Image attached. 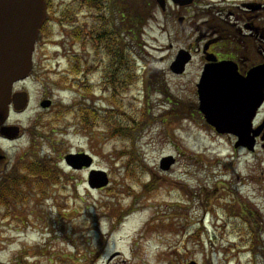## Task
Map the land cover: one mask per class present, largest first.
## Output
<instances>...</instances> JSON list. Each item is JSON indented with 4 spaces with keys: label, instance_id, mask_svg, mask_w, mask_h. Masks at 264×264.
I'll list each match as a JSON object with an SVG mask.
<instances>
[{
    "label": "rangeland",
    "instance_id": "1",
    "mask_svg": "<svg viewBox=\"0 0 264 264\" xmlns=\"http://www.w3.org/2000/svg\"><path fill=\"white\" fill-rule=\"evenodd\" d=\"M138 2L136 15L124 14L134 35L118 57L127 60L116 66L121 85L106 86L99 65L86 73L88 93L65 77L73 76L71 62L96 54L88 38L72 32L80 26L89 33L95 9L53 0L56 18L38 38L34 70L16 84L30 97L10 119L22 133L0 138L8 156L0 167L50 160L61 180L48 183L44 195L29 192L9 212L0 204V264H264V147L235 148L234 137L211 131L198 116L199 62L182 75L170 69L193 34L176 14L190 22L213 12L194 5L179 10L170 2L165 12L156 5L147 21L150 2ZM247 32L242 41L250 43ZM46 97L55 105L43 107ZM76 99L95 101L100 110L89 127H76L73 114L57 112ZM81 150L93 155L94 168L108 172V185L92 188L90 169L68 166L65 154ZM170 154L176 163L164 170L160 160Z\"/></svg>",
    "mask_w": 264,
    "mask_h": 264
},
{
    "label": "water",
    "instance_id": "2",
    "mask_svg": "<svg viewBox=\"0 0 264 264\" xmlns=\"http://www.w3.org/2000/svg\"><path fill=\"white\" fill-rule=\"evenodd\" d=\"M157 1L163 8L166 7V0ZM174 1L185 5L193 0ZM45 19V0H0V132L9 137L17 136L20 131L18 125L4 124L10 114L11 102L16 110H22L29 101L28 92H13V85L26 78L33 68L35 43ZM182 20L183 17H180V22ZM190 59L191 53L181 49L171 63V69L176 73L184 72ZM219 74H224V77L214 78ZM199 92L200 109L207 121L221 133L236 134L239 137L236 146L242 144L254 150L257 136L264 128V120L254 126L257 110L264 102V63L254 66L242 78L231 67L230 61L208 64L199 83ZM41 104L49 106L51 99H44ZM261 137L264 140V133ZM65 160L74 168H90L88 182L91 187L108 185V172L91 168L94 158L90 153L69 152ZM175 160L174 155L164 156L161 167L169 169ZM187 264L198 263L191 260Z\"/></svg>",
    "mask_w": 264,
    "mask_h": 264
},
{
    "label": "trees",
    "instance_id": "3",
    "mask_svg": "<svg viewBox=\"0 0 264 264\" xmlns=\"http://www.w3.org/2000/svg\"><path fill=\"white\" fill-rule=\"evenodd\" d=\"M79 1L81 2L80 5H89L95 9L96 23L93 24L89 35L91 36V42L94 44L96 54L95 56L93 55V57H85L82 55V58L78 61L71 62L73 76L72 78H68V76H70L69 71L65 79L70 80V83L75 88L84 89L89 93L92 91V86L91 83L87 81L84 82L86 73L97 71V69L101 67H99V65H103V67L105 66L103 68V74L106 86L112 85L118 87L119 84L121 85L122 79L120 80L119 78L120 72L118 70H120V68H116V66L121 67L123 66L121 63H125L126 59L123 61L118 57H120L124 49H128V37L125 32L130 31L127 26L131 28V23L127 25V16H124V14L129 11L130 14L136 15L135 8L139 9L140 3H136V0H119L120 6H122V9L125 11H119V16L123 17L121 21L124 22L123 25L126 26V30L124 31L123 29L125 27H122V25L119 26V21H113L112 8L104 4V0ZM117 1L118 0H113L111 5H116L115 2ZM143 2L145 4H149L150 2V16H147L145 19L149 21V19L153 17L156 2L155 0H147L146 2L143 0ZM107 9L110 11L107 12ZM47 26L48 24L45 25L44 30ZM72 32L78 39H81L84 35V31L80 26L72 29ZM75 56L81 57L80 55H74V57ZM135 58L137 59V57ZM131 68L127 71H130ZM81 73L84 74V77L81 76ZM59 111L60 113L69 112L73 114V118L77 122L76 127L80 125L81 128L84 126L89 127L93 123V120L100 116V110L96 102H89V99L86 101L83 99H76L69 104H61V106L57 107V112ZM24 163L25 164H22V166H16L14 169L8 170L0 180V204L5 207L7 212L11 211L14 207L20 206L21 202L28 197L29 192H41V194L44 195L46 194L44 188L48 183L53 184L61 180V171L55 164H52L50 160L41 161L39 159H33L28 163L27 160H25ZM38 175H40V178Z\"/></svg>",
    "mask_w": 264,
    "mask_h": 264
},
{
    "label": "flooded vegetation",
    "instance_id": "4",
    "mask_svg": "<svg viewBox=\"0 0 264 264\" xmlns=\"http://www.w3.org/2000/svg\"><path fill=\"white\" fill-rule=\"evenodd\" d=\"M110 2L113 3V0ZM118 3V1L115 2L116 5ZM193 5L198 9L209 8V11L213 12L209 13V16L208 14L207 16H203L204 18H201L202 16L194 17L190 22H186L185 19L181 25L185 28L189 27L193 31L190 44L184 46L192 52L193 58L190 63L196 61L200 64V70L195 81L196 84L194 85L195 107L198 116L205 121L204 123L211 131L218 135L233 137L234 135L230 133H218L214 126L206 123V117L199 108L200 92L198 84L207 63L213 64L225 60L230 61L231 67L235 68L238 75L242 78V75H247L252 67L264 62V24H262V19L264 18V0H194ZM111 7L114 8L115 5H111ZM174 7L179 10L182 9L178 6ZM222 14L226 15L227 18ZM243 28L248 31L244 33L245 35L253 37L250 43L246 40L242 41ZM215 77L222 78L224 74H219ZM263 119L264 111L261 108L258 111L257 124ZM263 133L264 128L261 135ZM0 138L6 141L12 139L1 134ZM239 148L242 149V146ZM6 158L7 155L0 150V164ZM8 170L4 166L0 167V180Z\"/></svg>",
    "mask_w": 264,
    "mask_h": 264
}]
</instances>
